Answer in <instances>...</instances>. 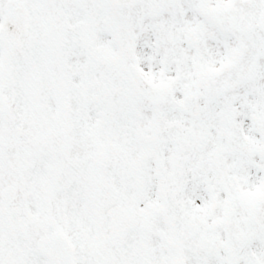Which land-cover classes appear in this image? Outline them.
I'll use <instances>...</instances> for the list:
<instances>
[{"label": "snow or ice", "instance_id": "obj_1", "mask_svg": "<svg viewBox=\"0 0 264 264\" xmlns=\"http://www.w3.org/2000/svg\"><path fill=\"white\" fill-rule=\"evenodd\" d=\"M0 264H264V0H0Z\"/></svg>", "mask_w": 264, "mask_h": 264}]
</instances>
